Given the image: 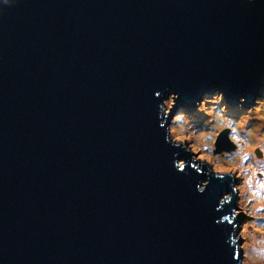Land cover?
<instances>
[{
    "label": "water",
    "instance_id": "water-1",
    "mask_svg": "<svg viewBox=\"0 0 264 264\" xmlns=\"http://www.w3.org/2000/svg\"><path fill=\"white\" fill-rule=\"evenodd\" d=\"M215 89L264 97V0H0V264H244L243 176L175 141Z\"/></svg>",
    "mask_w": 264,
    "mask_h": 264
},
{
    "label": "rangeland",
    "instance_id": "rangeland-1",
    "mask_svg": "<svg viewBox=\"0 0 264 264\" xmlns=\"http://www.w3.org/2000/svg\"><path fill=\"white\" fill-rule=\"evenodd\" d=\"M258 100L260 103L246 108L241 103L230 105L222 91L215 89V94H206V100L198 101L196 111H190L187 106L175 108V139L189 138L190 146L198 149L199 155L217 170L226 172L230 167L237 178L243 176L239 211L250 210L251 215L264 216L261 209L264 192L258 196L255 189L247 186L253 181L264 182V97ZM227 127L230 128L229 139L236 143V148L218 150L217 137ZM259 150L262 156L257 155ZM243 221L244 264H264V223L254 217Z\"/></svg>",
    "mask_w": 264,
    "mask_h": 264
},
{
    "label": "clouds",
    "instance_id": "clouds-1",
    "mask_svg": "<svg viewBox=\"0 0 264 264\" xmlns=\"http://www.w3.org/2000/svg\"><path fill=\"white\" fill-rule=\"evenodd\" d=\"M218 90V89H217ZM222 95H223V93H222ZM223 98H224V96H223ZM228 101V100H227ZM229 102V101H228ZM237 105H239V104H237ZM187 108L188 109H190V107L189 106H187ZM175 141H178V140H176L175 139ZM235 143V142H234ZM236 144V143H235ZM235 149V148H234ZM230 150H232V149H230ZM259 151H261V150H259ZM258 151V152H259ZM262 152V151H261ZM257 155H259L258 153H257ZM262 155H263V152H262ZM262 155H259V156H262ZM217 171H219V170H217ZM220 172V171H219ZM227 172V171H226ZM264 175V174H263ZM248 187L250 186V188H253V189H255L256 190V188L257 189H260L262 192H264V190H262L263 188H264V182H256V181H253L251 184H248L247 185ZM257 191V190H256ZM257 194H258V196H259V193H258V191H257ZM239 207V206H238ZM252 217H254V218H257L258 216H255V215H251Z\"/></svg>",
    "mask_w": 264,
    "mask_h": 264
},
{
    "label": "flooded vegetation",
    "instance_id": "flooded-vegetation-1",
    "mask_svg": "<svg viewBox=\"0 0 264 264\" xmlns=\"http://www.w3.org/2000/svg\"><path fill=\"white\" fill-rule=\"evenodd\" d=\"M256 190L258 191L259 196H262V194H263L262 191L260 189H257V188H256ZM240 206H242V204L239 201L238 212H241V211H239ZM261 209L264 210V204L261 206ZM257 218L259 219L260 222L264 223V216H258ZM241 252H242V248H241Z\"/></svg>",
    "mask_w": 264,
    "mask_h": 264
}]
</instances>
